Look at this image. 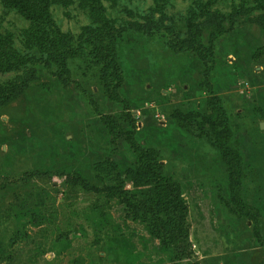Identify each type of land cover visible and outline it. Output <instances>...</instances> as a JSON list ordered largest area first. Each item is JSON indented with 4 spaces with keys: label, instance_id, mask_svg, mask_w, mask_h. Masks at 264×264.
Here are the masks:
<instances>
[{
    "label": "rangeland",
    "instance_id": "1",
    "mask_svg": "<svg viewBox=\"0 0 264 264\" xmlns=\"http://www.w3.org/2000/svg\"><path fill=\"white\" fill-rule=\"evenodd\" d=\"M9 93L0 264H264V0H0Z\"/></svg>",
    "mask_w": 264,
    "mask_h": 264
},
{
    "label": "trees",
    "instance_id": "2",
    "mask_svg": "<svg viewBox=\"0 0 264 264\" xmlns=\"http://www.w3.org/2000/svg\"><path fill=\"white\" fill-rule=\"evenodd\" d=\"M226 18L223 16L221 18L217 17V20L214 21V24L209 25L211 21H204L205 24L202 27V30L204 29L206 32H208V36L210 39H213L214 37L220 36L221 34H223L226 30V28L224 27V20ZM22 90V89H21ZM19 91L18 93H21L22 91ZM18 93H9L4 99H0V105H3L7 102L10 101V99H12L13 97L17 96ZM219 98L217 97H213L210 101L211 103V111L205 115L200 122V127L202 129H207L210 131V133L212 135H214V133H216V124H217V111L219 109L220 106V102L218 100ZM173 118L175 120H179V121H184V120H192L194 117L193 114L191 113H183L180 111H173ZM221 148V146H219Z\"/></svg>",
    "mask_w": 264,
    "mask_h": 264
},
{
    "label": "water",
    "instance_id": "3",
    "mask_svg": "<svg viewBox=\"0 0 264 264\" xmlns=\"http://www.w3.org/2000/svg\"><path fill=\"white\" fill-rule=\"evenodd\" d=\"M264 127V123H260V128H263Z\"/></svg>",
    "mask_w": 264,
    "mask_h": 264
}]
</instances>
